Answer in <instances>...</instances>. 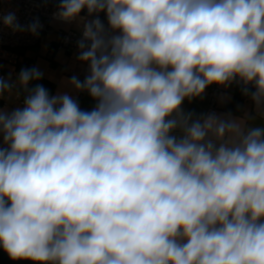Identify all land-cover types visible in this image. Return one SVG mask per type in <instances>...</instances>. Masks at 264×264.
<instances>
[{
    "label": "clouds",
    "instance_id": "1",
    "mask_svg": "<svg viewBox=\"0 0 264 264\" xmlns=\"http://www.w3.org/2000/svg\"><path fill=\"white\" fill-rule=\"evenodd\" d=\"M83 9L120 33L83 26L90 74L70 83L96 107L38 84L0 109V247L35 264H264V127L180 111L236 78L264 105V0H61L57 16Z\"/></svg>",
    "mask_w": 264,
    "mask_h": 264
},
{
    "label": "crops",
    "instance_id": "2",
    "mask_svg": "<svg viewBox=\"0 0 264 264\" xmlns=\"http://www.w3.org/2000/svg\"><path fill=\"white\" fill-rule=\"evenodd\" d=\"M99 14L93 13L89 16L87 9H83L79 17L76 19L72 21H64L59 19L56 13L54 19L50 22V29L52 32L47 34L43 45L36 49L38 51L36 53V58L35 56L29 57L27 54L28 52L23 50L21 54H23L25 60L20 62L21 56H18V65H14L16 68L7 67L5 68L6 71L2 70L1 73L6 74L5 72H7V77L9 79L18 81L21 70L36 68L42 74L41 78L39 80L30 81L26 89L19 86L17 89L18 91L30 94L39 84L48 91L50 97L68 94L73 100H79L81 90H77L70 83V80L72 77H76L83 82L88 76L83 74V70L89 67V62L81 61L79 59L81 52L79 53L75 50L68 52L66 50L63 51V49L58 47V44L62 33L81 32L84 24L91 21L94 15ZM103 24L105 29L109 31L111 35L120 34L119 32L112 33L109 29L108 23L103 22ZM218 88L219 91L215 101V107L219 110L217 117L226 119L225 116L231 115L230 119L243 121V128L245 131L252 127H264V107H258L257 104L253 105L248 100L243 99L240 103V111L235 114H228L226 113L225 108L226 105H229V103L234 100L236 89L232 87L228 88L226 85H218ZM14 101L15 95L14 91L11 89L10 92H5L3 96H0V109L6 114H10L15 109L22 108V106L20 107L18 104H15ZM79 101H81L79 107L82 111H92L97 104V101L92 98L88 92L84 94ZM4 102L9 105L4 106ZM210 105L211 96L209 95L208 85L200 96L191 99L186 98L182 102L180 109L181 116L182 118H190V123L202 120L208 116L207 111L210 109ZM172 134L177 136V138H180L183 135L179 129L175 130ZM0 147H7V145L3 143L2 134H0Z\"/></svg>",
    "mask_w": 264,
    "mask_h": 264
},
{
    "label": "built area",
    "instance_id": "3",
    "mask_svg": "<svg viewBox=\"0 0 264 264\" xmlns=\"http://www.w3.org/2000/svg\"><path fill=\"white\" fill-rule=\"evenodd\" d=\"M61 0H0V59L10 62L12 65H18V55L14 53V50L19 48H31L41 46L45 42L47 34L52 32L50 29V22L54 19L55 14L59 10ZM13 13L15 15V23L20 26V30H12L8 26L3 24L2 17ZM98 18L102 23H108L105 12H101L99 15H94L93 19ZM34 23L38 24V29L33 34L29 28ZM83 39V30L79 33L67 32L62 33L58 47L64 49L67 52L75 50L81 52L79 48V41ZM86 45H89V41H85ZM87 50V49H84ZM84 75L90 74V68L83 70ZM0 79L5 81V76L2 73ZM231 84L235 89L240 90L243 93L244 99L256 104L252 99V94L256 91L254 83L245 84L239 78L234 79ZM11 88H16L14 83H10ZM219 91L218 84L209 85V95L211 96L210 109L207 111V115H218L219 110L215 107V101L217 93ZM87 90H81L79 100L82 99ZM29 94L23 91H18L15 94V104L20 107L24 106V101ZM76 100L78 105L81 101ZM4 106H8L6 102ZM264 107V105H261ZM230 116H225L226 119H230Z\"/></svg>",
    "mask_w": 264,
    "mask_h": 264
},
{
    "label": "trees",
    "instance_id": "4",
    "mask_svg": "<svg viewBox=\"0 0 264 264\" xmlns=\"http://www.w3.org/2000/svg\"><path fill=\"white\" fill-rule=\"evenodd\" d=\"M234 100L226 105L225 111L228 114L238 113L241 109L240 103L244 99L243 93L236 89ZM0 264H35L31 260H12L9 255L0 247Z\"/></svg>",
    "mask_w": 264,
    "mask_h": 264
},
{
    "label": "rangeland",
    "instance_id": "5",
    "mask_svg": "<svg viewBox=\"0 0 264 264\" xmlns=\"http://www.w3.org/2000/svg\"><path fill=\"white\" fill-rule=\"evenodd\" d=\"M37 48H39V46H36V47H33V48H30V49H28V48H19V49H17V50H14V53L16 54V55H18V56H21V58H20V62H23L24 60H25V58H24V56H23V54H21L22 53V51L23 50H25V51H27L28 53V56L29 57H34L35 56V58H36V53L38 52L36 49ZM63 51H65L64 49H63ZM7 67H13V68H16L14 65H12L10 62H6V61H3V60H1L0 59V75L2 74L1 73V71L2 70H5L6 71V69L5 68H7ZM6 74H4V76H5V81L6 82H8L9 84L10 83H14L15 85H16V88L14 89V88H11L12 89V91H14V95L16 94V92H17V89H18V87H19V84H18V81H16V80H11V79H9L8 77H7V72H5ZM226 86L229 88V87H232V88H235L232 84H226Z\"/></svg>",
    "mask_w": 264,
    "mask_h": 264
}]
</instances>
